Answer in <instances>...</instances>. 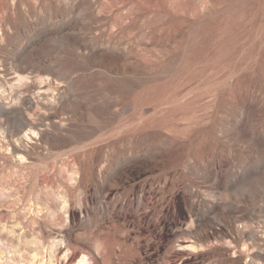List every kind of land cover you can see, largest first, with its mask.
I'll use <instances>...</instances> for the list:
<instances>
[{"label":"rangeland","instance_id":"374dc122","mask_svg":"<svg viewBox=\"0 0 264 264\" xmlns=\"http://www.w3.org/2000/svg\"><path fill=\"white\" fill-rule=\"evenodd\" d=\"M82 262L264 264V0H0V264Z\"/></svg>","mask_w":264,"mask_h":264},{"label":"bare ground","instance_id":"6f19581e","mask_svg":"<svg viewBox=\"0 0 264 264\" xmlns=\"http://www.w3.org/2000/svg\"><path fill=\"white\" fill-rule=\"evenodd\" d=\"M85 257H86V256H85ZM82 260L84 261V258H83ZM82 264H85V262H84V263L82 262Z\"/></svg>","mask_w":264,"mask_h":264}]
</instances>
